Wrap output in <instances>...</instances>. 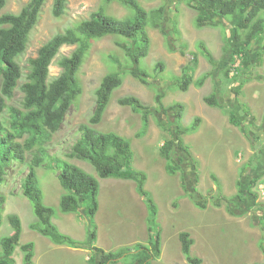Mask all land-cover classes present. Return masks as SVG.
<instances>
[{"label":"rangeland","instance_id":"1","mask_svg":"<svg viewBox=\"0 0 264 264\" xmlns=\"http://www.w3.org/2000/svg\"><path fill=\"white\" fill-rule=\"evenodd\" d=\"M29 1L8 0L3 12L18 13ZM138 1L147 10L166 6V16L161 28H148L151 49L148 56L139 63L147 71L151 84H144L127 73L128 70L137 68V64L117 44L121 37L107 35L94 40L79 73L83 93L72 104L60 129L47 144L49 155L45 165L37 168L44 202L56 209L54 220L62 232L82 242L83 248L56 244L31 229L30 224L36 220V216L31 202L23 194L22 182L29 171L25 164L11 167L0 183V193L6 196L0 239L13 231L9 214H17L22 220L20 244L30 241L35 243V264H88L87 256L100 259L101 254L96 247L116 252L127 247L135 248L138 242L149 244L148 208L136 190L135 181L102 178L88 161L71 159L67 155L81 136V124L88 123L93 114L96 90L103 77L118 71L117 63L113 60L116 57L126 68L124 83L113 93L103 120L94 127L99 131H114L127 137L133 149V166L147 173L146 188L158 205L157 221L162 230L161 254L152 263L189 264L181 250L179 238V233L185 230L194 239L191 254L202 259L200 264H261L264 254L259 247V215L264 212V191L257 184L250 191L248 187L254 177H258V182L264 183V53L261 63L256 58V53L261 50V43L257 41L253 45L251 79L240 86L232 77L234 70L229 77L224 74L228 61V55L223 49L224 30L230 29L231 23L219 19L221 25L217 27L198 28L195 25L197 11L184 0ZM53 2L54 0L46 1L41 18L30 34L26 51L17 58L23 69V77L13 97L6 98V108L0 115V123L4 127L3 130L0 129V134L11 129V109H23L24 94L20 85L26 80L29 59L37 56L43 44L100 8L117 18L133 14L132 8L118 0H68L66 12L56 17L52 11ZM200 42L219 61L216 67L204 54L203 48L199 46ZM76 47L63 45L60 48L50 66V79L61 73L60 59L70 55ZM193 53L198 56L194 81L205 74L208 76L202 87L193 82L189 90L182 91L177 78L181 77L182 67L190 62ZM159 62H163L162 68L157 66ZM240 87L242 91L238 93ZM157 92L164 93L165 106L178 101L185 103L182 124L190 126L196 116L201 118L197 130L183 137L191 155L175 151V156L183 157L180 162L184 171L182 174L168 173L165 160L160 154V147L166 138H176V118L174 112L164 114L160 109L155 101ZM212 93H216L218 100L227 107L222 109L208 105L205 97ZM125 95H135L152 108L148 130L140 137L137 134L143 126L141 114L118 103V99ZM229 108L241 116L248 134L241 127L230 123L226 114ZM28 159H31L30 153ZM60 159L77 164L99 179V210L94 220L97 226L96 241L92 239L90 232L92 222L86 213V204L72 213L59 210L60 196L64 192L58 177ZM213 174L218 177L221 190L218 189ZM182 175L190 193H186L183 188ZM239 181L242 183L241 187ZM251 191L258 196L255 198ZM190 194L207 196L208 206L205 209L198 207ZM220 194L228 199L221 198ZM238 194L240 197H237ZM185 197L188 198L187 201ZM175 202L177 206H174ZM217 202H221V205L217 206ZM81 249L88 252L81 253ZM23 256L24 253L18 246L13 254L12 264H24ZM134 259L135 255L130 253L113 264H132Z\"/></svg>","mask_w":264,"mask_h":264},{"label":"trees","instance_id":"2","mask_svg":"<svg viewBox=\"0 0 264 264\" xmlns=\"http://www.w3.org/2000/svg\"><path fill=\"white\" fill-rule=\"evenodd\" d=\"M7 1L0 0V115L6 108V98H12L16 88L19 87L23 69L17 58L26 51L30 34L39 22L47 0H30L18 13L3 12ZM118 1L132 8L133 15L120 19L107 14L103 8H100L75 26L55 34L51 40L39 48L36 57L29 59L26 80L20 85L24 94L23 109L14 107L11 109V129L0 134V183L8 175L11 167L20 164L28 165L29 171L22 182V189L23 194L31 202L36 216V220L30 224V227L60 245L83 248L82 242L62 232L54 222L53 217L56 209L44 202L37 168L45 165V160L49 155L47 144L52 140L54 133L60 129L72 104L83 93L79 73L93 41L107 35L121 37L117 40V44L128 57L135 59L137 64V68L128 70L127 73H131L144 84H151L147 78V71L139 63L148 56L151 49L148 26L161 27L162 20L166 16V6L161 5L146 10L138 0ZM184 1L197 11L195 25L198 28L217 27L221 25L219 19L231 23L230 29L224 30L223 49L228 55L224 74L229 77L231 71L234 70L233 79H236L240 86L244 85L251 79V65L254 61L252 49L257 41H260L262 47L256 53L257 62L261 63L263 58L264 0ZM67 4L68 0H54L52 8L54 16H62L66 12ZM63 45H77V47L70 55L60 59L61 73L50 79V65ZM199 46L201 49L203 48L210 63L216 67L219 61L215 59L212 52L202 42ZM182 52L185 53L184 50ZM113 60L117 63L118 71L110 72L103 77L96 90V105L93 114L88 123L81 124V136L72 145L67 155L71 159L88 161L94 166L98 176L102 178L113 177L135 181L136 190L148 208L147 224L150 240L149 244L138 242L135 248L127 247L116 252L96 247V250L101 254L100 259L89 258L88 264H113L130 253L135 255L132 264H153V260L161 254L162 230L157 221L158 205L151 192L146 188L147 173L133 166V149L127 137L114 131H99L94 127L103 120L113 93L124 83L125 65L116 57ZM197 64L198 56L193 53L190 62L182 67L181 77L177 78L178 86L182 91H187L193 82L199 87L204 85L208 74L194 81ZM158 65L162 68L164 64L159 62ZM241 89L242 87L238 88V93L242 91ZM163 99L164 93L157 92L155 101L163 113L168 114L170 111L175 113L176 138L174 136L166 138L160 147V154L165 159L168 173H184L180 164L183 157L175 156V151L180 150L191 155L183 136L195 132L201 118L197 116L190 126H184L182 120L186 110L185 103L175 102L165 106ZM205 102L222 109L227 107L218 100L216 93L206 96ZM118 103L122 106H129L134 112L141 114L143 126L137 135L140 137L145 134L149 127L152 108L135 95L122 96L118 99ZM245 112L249 113L248 110ZM226 114L232 124L241 127L244 133H249L241 116L235 110L229 108ZM0 129H4L1 123ZM28 153L31 154L30 160ZM58 163H60V166L57 167L59 169L58 177L64 189L60 196L59 210L63 213H72L86 204V213L92 222L90 232L92 239L96 241L97 226L94 220L99 210V179L75 163L61 159L58 160ZM212 177L218 189L221 190L218 177L215 174ZM182 181L185 192L190 193L183 175ZM258 181V177L250 180L249 191ZM241 185L242 183L239 181V186L241 187ZM251 193L255 198L258 196L253 191ZM190 196L198 207L205 209L208 206L207 196L199 195L197 197L194 194H190ZM220 197L228 199L222 194ZM237 197H240V194ZM5 202L6 196L0 193V227L3 224L2 212ZM215 204L220 206L221 202ZM174 206H177L176 202ZM9 221L13 231L0 239L2 251L0 264H12L13 254L18 246L24 253V264H35L33 261L35 243L30 241L20 244L21 218L17 214H9ZM259 224L261 229L259 247L264 254V212L259 215ZM179 238L182 252L189 264H200L202 259L191 254L194 239L190 233L181 231ZM261 264H264V261Z\"/></svg>","mask_w":264,"mask_h":264},{"label":"clouds","instance_id":"3","mask_svg":"<svg viewBox=\"0 0 264 264\" xmlns=\"http://www.w3.org/2000/svg\"><path fill=\"white\" fill-rule=\"evenodd\" d=\"M140 3V2H139ZM141 4V3H140ZM144 7V6H143ZM145 8V7H144ZM146 9V8H145ZM147 10V9H146ZM151 10V9H150ZM133 15V14H132ZM120 19H122V18H120ZM151 26V25H150ZM153 27V26H152ZM148 28H149V26H148ZM155 28H157V27H155ZM161 28V27H160ZM149 32V31H148ZM113 36H115V35H113ZM119 37V36H118ZM77 46V45H76ZM55 59V58H54ZM51 66V65H50ZM189 90V89H188ZM113 96V95H112ZM112 99V98H111ZM111 102V101H110ZM179 102V101H178ZM110 104V103H109ZM171 105V104H170ZM209 105V104H208ZM109 106V105H108ZM211 106V105H210ZM108 109V108H107ZM197 117V116H196ZM176 118V117H175ZM230 121V120H229ZM231 123V122H230ZM232 124V123H231ZM97 125V124H96ZM184 125V124H183ZM234 125V124H233ZM95 126V125H94ZM184 126H187V125H184ZM236 126V125H235ZM104 132H107V131H104ZM185 136V135H184ZM183 136V137H184ZM162 157V156H161ZM163 158V157H162ZM164 159V158H163ZM165 160V159H164ZM166 168V167H165ZM141 170V169H140ZM178 173V172H177ZM180 174H182L181 172H180ZM260 185H264V183H261V182H257V186L259 187V189H261L260 188ZM262 190V192L264 191V187H263V189H261ZM62 195V194H61ZM146 204V203H145ZM53 220H54V217H53ZM60 229V228H59ZM185 231V230H184ZM50 239V238H49ZM149 243V242H148ZM64 245V244H63ZM68 246V245H67ZM71 247V246H70ZM73 248H77V247H73ZM104 249V248H103ZM181 250H182V248H181ZM107 251V250H106ZM110 251V250H109ZM87 260H89V258H87ZM88 262V261H87Z\"/></svg>","mask_w":264,"mask_h":264},{"label":"crops","instance_id":"4","mask_svg":"<svg viewBox=\"0 0 264 264\" xmlns=\"http://www.w3.org/2000/svg\"><path fill=\"white\" fill-rule=\"evenodd\" d=\"M187 197H185V201H187ZM142 206H143V204H142ZM54 222L56 223V220H54ZM57 225H58V223H56ZM59 227V226H58ZM73 248V247H72ZM78 249H80V248H78ZM85 251V252H84ZM88 252V250H83V249H81V253H87ZM88 255V254H87ZM87 258H88V256H87ZM83 264H85V263H83Z\"/></svg>","mask_w":264,"mask_h":264},{"label":"built area","instance_id":"5","mask_svg":"<svg viewBox=\"0 0 264 264\" xmlns=\"http://www.w3.org/2000/svg\"><path fill=\"white\" fill-rule=\"evenodd\" d=\"M264 185H260V188L263 189Z\"/></svg>","mask_w":264,"mask_h":264}]
</instances>
